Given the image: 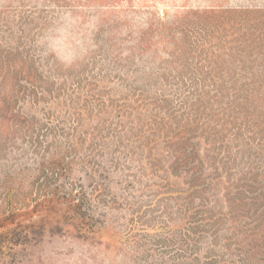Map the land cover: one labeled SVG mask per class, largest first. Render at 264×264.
Instances as JSON below:
<instances>
[{"label":"rangeland","instance_id":"1","mask_svg":"<svg viewBox=\"0 0 264 264\" xmlns=\"http://www.w3.org/2000/svg\"><path fill=\"white\" fill-rule=\"evenodd\" d=\"M192 93L241 96L197 121L236 183L264 158V0H0V264H264L261 199L168 168L156 96Z\"/></svg>","mask_w":264,"mask_h":264},{"label":"trees","instance_id":"2","mask_svg":"<svg viewBox=\"0 0 264 264\" xmlns=\"http://www.w3.org/2000/svg\"><path fill=\"white\" fill-rule=\"evenodd\" d=\"M232 83L233 86H235L236 82ZM212 85L214 86V83H212ZM222 86L223 83L221 84V87ZM229 96L230 98L234 99L232 101L233 103H235L236 98H241V96L237 95ZM229 96L222 94L220 96H217L216 94L202 95L200 93H192L189 97H195L196 99H191L194 103H192L191 107H189L186 105V100H177L176 103H170L167 98L168 96L157 95L155 101L158 102L156 103L155 107L157 108L158 114L160 115V117L158 116L160 121L159 131L163 132L162 136L164 143L172 139V144H176H174V155L171 157L168 168L175 176H182L184 178L183 184L187 186V189L185 190L187 193H191L193 195L205 192L210 187V184L213 181L222 179V176L224 175L226 176L225 182L227 184L232 183L231 188L235 190V199L233 197L229 198L230 202H233L234 200L238 201L239 206H241V208H245L249 205L257 204V200L261 199V202L253 210V213L250 214L251 216L244 217L246 221L240 223L242 227L246 228V232L244 231L243 235L248 233V235L255 236L254 230L255 228L259 227L258 217H263L260 212L258 213V215H256V210L260 209V211H264V158L261 161L256 160V162H251L247 159V161L245 162L246 159L243 160L244 157L242 154L239 161L240 164L242 163V166H240V168L244 169L243 171L246 172L242 171L240 177L235 179L234 181H236V183H234L233 181H231L230 174H228V176L223 174L225 170L226 172L228 170L230 171V167H226L224 165H222L221 167L220 165H218V162L216 160L212 163H208L207 167L204 166V161L206 160L208 162L206 157L209 154V151L206 149V153L201 156L200 146L197 142V138H200V136L198 135V129L201 127V125H199L197 121L201 116L199 115V113L202 114V112H204L206 109L205 106L208 101H205V99H210L211 101L212 99L215 100L216 98H229ZM195 103H197L196 107L193 110H189L187 112L191 113V115L193 116L192 119L189 118V114L186 116V118H178L179 112H181L182 110L185 111L187 108L192 109ZM222 103L224 102L222 101ZM175 106H178V109H175ZM166 118L167 121H165ZM202 119L204 121L206 118L203 117ZM171 122L175 125L174 129L171 126ZM215 143L217 146H219L218 148L220 152L222 143H218L217 140L215 141ZM222 158L223 157L219 159L220 163H223ZM239 163L235 164L233 167L239 166ZM251 171L256 172L251 173ZM207 202L209 203L208 199H206L202 204H205ZM229 207L231 209L232 205L229 204ZM262 214H264V212ZM214 216V214H212L211 216H207V220H212ZM261 237L262 238L260 239V244L257 249H261L263 255L260 256L264 257V235H262ZM247 255L248 254L242 252L243 258H247ZM257 261L258 262L256 264H263L262 259H259Z\"/></svg>","mask_w":264,"mask_h":264}]
</instances>
